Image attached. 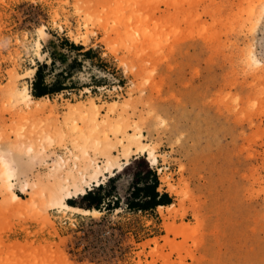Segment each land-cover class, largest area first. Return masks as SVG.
Here are the masks:
<instances>
[{
    "label": "rangeland",
    "instance_id": "rangeland-1",
    "mask_svg": "<svg viewBox=\"0 0 264 264\" xmlns=\"http://www.w3.org/2000/svg\"><path fill=\"white\" fill-rule=\"evenodd\" d=\"M263 66L264 0H0V264H264ZM138 156L169 204L124 207Z\"/></svg>",
    "mask_w": 264,
    "mask_h": 264
},
{
    "label": "trees",
    "instance_id": "trees-1",
    "mask_svg": "<svg viewBox=\"0 0 264 264\" xmlns=\"http://www.w3.org/2000/svg\"><path fill=\"white\" fill-rule=\"evenodd\" d=\"M68 46L76 50L81 49L80 45L72 43H68ZM87 54H89V50H84L83 55ZM44 65L37 63L35 66L33 78L29 84L30 94L33 97L49 96L63 89V86L58 81L53 83L44 82L42 75V67ZM144 159L147 161L145 156L134 157L115 172L118 173L130 168L131 187L124 202V207L129 211H150L158 205H166L171 201L170 196L166 192L158 190L157 176L154 170L147 165L148 161L146 162ZM107 181L112 182V176H109ZM103 188L104 184L100 183L87 189L83 194H79L78 197L76 196L77 200L68 198L66 202L69 205L85 209L95 208L100 210L103 207V209L108 210L117 208V197L110 194V191L115 189L114 186H111L110 190H104ZM110 197H113L114 200L110 199Z\"/></svg>",
    "mask_w": 264,
    "mask_h": 264
},
{
    "label": "bare ground",
    "instance_id": "bare-ground-1",
    "mask_svg": "<svg viewBox=\"0 0 264 264\" xmlns=\"http://www.w3.org/2000/svg\"><path fill=\"white\" fill-rule=\"evenodd\" d=\"M250 58H251V60H253V62H255V63H258V64H262V62L259 60V59H257V58H255L254 57V55L251 53L250 54V56H249ZM261 64L259 65V66H261ZM264 67V66H263ZM261 68V67H260ZM24 89H26V88H24ZM24 95V96H23ZM23 95H22V97H26V96H28V93H23ZM26 95V96H25ZM148 146V145H147ZM141 151L142 152H145V151H147V153H148V157H149V159H150V163H152V164H155L156 163V157H155V155L153 154V150H149V149H147V148H145V147H143V148H141ZM109 162V161H108ZM106 165V164H105ZM112 166V165H111ZM119 166V165H118ZM108 168L109 167H106L105 169L106 170H108ZM122 168V165H120L119 166V168H117V169H121ZM110 169V168H109ZM114 172V171H113ZM110 174L112 175V172L110 171ZM5 176L6 177H8L7 175H6V173H5ZM77 180V179H76ZM72 185V184H71ZM11 198L12 199H14V200H18L19 199V196L17 195V194H15L14 192H12L11 191ZM59 201H60V199H59ZM59 201H55V202H59ZM51 203H53V202H51ZM52 205V204H51ZM58 205H59V203H58ZM55 207V206H54ZM63 208V209H66V210H70V211H73V212H78V213H82V214H97L98 212H99V210L98 209H95V208H90V209H85V208H80V207H75V206H72V205H69L68 203H66L64 200H62V201H60V206H59V208ZM159 207H163V205H159L158 206V208Z\"/></svg>",
    "mask_w": 264,
    "mask_h": 264
},
{
    "label": "crops",
    "instance_id": "crops-1",
    "mask_svg": "<svg viewBox=\"0 0 264 264\" xmlns=\"http://www.w3.org/2000/svg\"><path fill=\"white\" fill-rule=\"evenodd\" d=\"M91 187H95V186L92 185ZM91 187H88L87 189H90ZM70 199H75V200H76V197H73V198H70ZM158 206H159V205H158ZM158 206H157V207H158ZM75 207H78V206H75ZM80 208H81V207H80Z\"/></svg>",
    "mask_w": 264,
    "mask_h": 264
}]
</instances>
